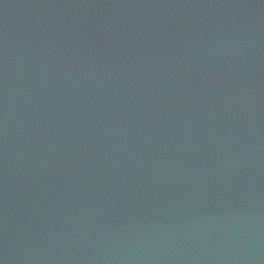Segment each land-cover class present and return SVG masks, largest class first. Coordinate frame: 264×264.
<instances>
[{"label":"water","instance_id":"1","mask_svg":"<svg viewBox=\"0 0 264 264\" xmlns=\"http://www.w3.org/2000/svg\"><path fill=\"white\" fill-rule=\"evenodd\" d=\"M0 264H264V0H0Z\"/></svg>","mask_w":264,"mask_h":264}]
</instances>
